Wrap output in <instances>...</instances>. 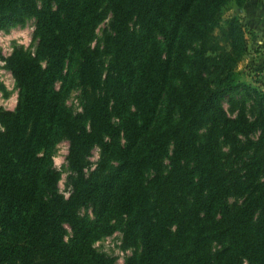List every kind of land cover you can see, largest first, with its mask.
<instances>
[{
  "label": "trees",
  "instance_id": "16d2710c",
  "mask_svg": "<svg viewBox=\"0 0 264 264\" xmlns=\"http://www.w3.org/2000/svg\"><path fill=\"white\" fill-rule=\"evenodd\" d=\"M247 2L0 0V29L33 16L38 39L8 58L19 96L0 109V264H117L94 247L116 230L137 247L126 264H264V89L239 67Z\"/></svg>",
  "mask_w": 264,
  "mask_h": 264
},
{
  "label": "rangeland",
  "instance_id": "374dc122",
  "mask_svg": "<svg viewBox=\"0 0 264 264\" xmlns=\"http://www.w3.org/2000/svg\"><path fill=\"white\" fill-rule=\"evenodd\" d=\"M236 12V4L230 3L223 10V18ZM240 16V13H239ZM35 17H26L24 22L15 23L8 27L0 29V109L13 110L15 109L19 89L16 85V80L8 66V58L12 55L16 47H23L28 51H34L38 39L36 38L35 31ZM109 19L101 23L97 30V38L92 44L98 43L103 35L104 29L108 26ZM252 32L247 28L248 37V53L244 56L240 63V69L243 71L242 80L252 83L261 89H264V59H257L253 55L257 50L256 45L250 42ZM261 61V62H260ZM60 85V82L58 83ZM66 104L74 111L81 110L80 90L74 88L72 92L66 97ZM224 106L227 111L234 115L238 106L233 105L229 99L224 101ZM0 129L2 125L0 123ZM69 142L66 139L61 140L53 148L54 166L60 171L61 179L59 181L60 191L68 197L71 194L72 186L70 184L71 171L68 164ZM100 159V148L95 147L91 156L88 159L86 172L95 169ZM83 212L92 214L90 209H84ZM94 247L103 253H106L115 258L117 264H126V259L134 254L137 250L136 246H126L123 240V233L116 230L114 233L104 236L94 242Z\"/></svg>",
  "mask_w": 264,
  "mask_h": 264
},
{
  "label": "crops",
  "instance_id": "0c3cea01",
  "mask_svg": "<svg viewBox=\"0 0 264 264\" xmlns=\"http://www.w3.org/2000/svg\"><path fill=\"white\" fill-rule=\"evenodd\" d=\"M240 18L252 32L250 42L258 47L253 55H256L258 60L264 59V0H248Z\"/></svg>",
  "mask_w": 264,
  "mask_h": 264
}]
</instances>
